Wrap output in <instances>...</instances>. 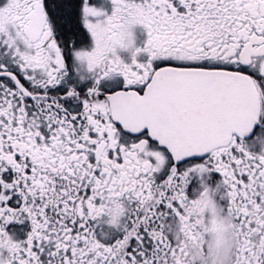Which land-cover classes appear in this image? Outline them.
<instances>
[{
  "label": "snow or ice",
  "instance_id": "1",
  "mask_svg": "<svg viewBox=\"0 0 264 264\" xmlns=\"http://www.w3.org/2000/svg\"><path fill=\"white\" fill-rule=\"evenodd\" d=\"M0 264H264V0H0Z\"/></svg>",
  "mask_w": 264,
  "mask_h": 264
}]
</instances>
